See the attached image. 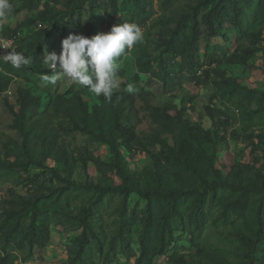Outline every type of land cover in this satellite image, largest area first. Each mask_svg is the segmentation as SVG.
I'll return each mask as SVG.
<instances>
[{"label":"rangeland","instance_id":"rangeland-1","mask_svg":"<svg viewBox=\"0 0 264 264\" xmlns=\"http://www.w3.org/2000/svg\"><path fill=\"white\" fill-rule=\"evenodd\" d=\"M75 1L59 0L55 6V14H57L55 18L47 22L33 23L32 21L45 9L46 0H43L39 10H26L23 8L22 0H11L13 12L6 20L0 22L3 24L0 35L5 31V27L18 30L17 37L20 38L18 44L29 53V57L31 53L28 49L32 50L31 45L39 41L44 42L40 56L42 65L46 69L45 74L50 75L51 69L44 64L45 55L53 51L59 54L61 41L68 35H84L89 25L90 14L93 17L96 34L108 32L113 25H118V21L136 24L132 19L140 20L136 25L144 33V42L127 49L123 57L117 61L121 75L115 77L114 91L131 94V99L134 101L131 111L132 121L138 136L147 141V153H144L140 146H135L132 153H123L131 171H135L140 178L142 187L150 182V175L153 172L150 154L160 151V148L152 143V136L156 135L158 128L155 123L157 121L152 115L156 114V117L160 115L154 108L166 104H174L178 109L183 108V116L186 120L224 137V141L216 146L215 160V167L222 176H226L235 164H255L259 167L264 163V145L252 154L245 139L246 135L256 137L264 132V110L255 102L247 100L242 92L228 97L217 87L224 75L225 78L235 79L249 90H264V59L261 53L251 55L246 64H235L231 61L235 53L242 52L253 44L255 36L264 37V7L258 4L259 0H251V4L241 3L238 25L230 19L234 14L232 7L227 6L223 9L222 13L226 19L223 33L226 39L222 36L208 37L205 27L201 26L199 60L204 66L197 70L196 75L200 78L197 83L188 79L190 76L187 67L181 69L182 67L177 63L180 61L179 58L161 52L162 36L159 22L162 17L186 11L189 5L197 0H173L167 6L163 4L164 0H146V12L141 17L138 16L139 9L134 6L132 0H116L118 12L114 16L116 22L113 24H111L112 16L108 0H93L91 4L93 9L90 3L83 2L74 11L73 16L67 15L66 12ZM44 34L47 35V40L43 38ZM256 44H260V40H257ZM160 53L162 65L170 64V72L167 74L159 65ZM138 59L144 62L150 60L157 75L155 76L152 71L139 72L136 64ZM211 60L215 61L212 66L207 65ZM1 74L0 77L4 75ZM11 75L14 76L12 84L0 94V157L7 163L25 159L22 137L11 127L14 116L8 105L18 111V92L22 88L29 89L39 100V115L35 121L46 122L47 130L52 131L51 134L56 136L54 142L56 146L66 148L73 167L71 180L75 185H68L62 180L63 177L59 179L49 170L36 166L31 167L28 173L16 171L12 173L0 167V215L6 206H9L8 202L18 195L32 201L38 200L39 219L47 216L50 220V237L43 247L31 248L27 245L22 248L18 244L30 223L31 219L28 217L24 220L23 232L17 236L16 241H9L4 250L16 256L14 264L68 263L73 257L75 238L82 230L79 221L82 208L90 207L94 212L91 220L103 248L102 253H99L94 243L84 264H135V258H127L123 253V245L118 238H115L119 224L117 209L120 195L106 193L98 201L97 194L93 190L83 187L86 181L96 178L98 174L91 162H88L87 173L84 174L79 158L98 157L107 162L110 154L108 147L100 144L91 135L71 131V121L65 114L72 112V95L67 94L72 85L63 79L54 85L43 83L41 74L35 70L33 64ZM129 84L134 88L132 93L126 91ZM75 89L90 105L98 103V97L87 87L76 85ZM207 107L217 111L216 115L218 112L223 113L217 115L222 123L217 120L213 125L206 116ZM170 114L174 116L176 113L171 111ZM73 116L78 117L77 114ZM160 137L169 145H173L169 135L160 134ZM39 150L38 148V152ZM254 156L258 159L254 160ZM45 166L54 167L62 176H66V173H63V166L56 165L52 161H46ZM109 178L108 184L112 186L121 184L116 175L110 174ZM259 198L263 199L262 196ZM259 204L261 205V200ZM153 205L155 206L153 243L158 245L162 239L163 245L168 244L169 241L171 243L167 246L165 255H155L151 258V264H174L181 256L190 262L193 261V264H200L199 249L207 247L221 250L231 264L252 263L247 248L239 239V233L245 230V219L255 225L253 223L257 218L255 212L248 211L245 216L232 212L228 217H224L220 207L211 203L204 207L203 222L201 228L196 231L189 218L192 203L190 200H185L179 203L178 215L172 220L170 229L164 230L162 221L165 202L157 201ZM145 209L146 202L139 196L129 197V215L131 212L138 213ZM262 209L264 213V204ZM141 233L142 225L140 220H137L128 241L137 257L140 254ZM4 250L0 247V253Z\"/></svg>","mask_w":264,"mask_h":264},{"label":"trees","instance_id":"trees-1","mask_svg":"<svg viewBox=\"0 0 264 264\" xmlns=\"http://www.w3.org/2000/svg\"><path fill=\"white\" fill-rule=\"evenodd\" d=\"M134 6L139 9L138 16L146 12V0H132ZM173 0H164L165 6ZM23 8L26 10H39L43 0H22ZM45 9L40 12L38 17L32 22H47L55 18V6L59 0H46ZM83 2L90 3L93 0H76L66 12L67 15L73 16ZM111 10V24L115 21V14L118 12L116 0H108ZM241 3L251 4V0H197L194 4L189 5L186 11L176 15H168L159 19L161 24V52L173 55L180 59L178 65L181 69L187 67V73L191 82H199L196 75L197 70L204 65L199 60V39L202 34L201 26L206 29V35L222 36L225 18L223 9L231 6L233 17L230 18L236 25L239 24L241 16ZM264 7V0L258 3ZM89 25L84 36L90 38L96 34V27L90 14ZM133 22L139 24L140 20ZM127 23V21H118V25ZM18 30H11L5 27V31L0 35L4 38L16 39L19 52L29 57V53L20 47ZM43 38L47 40V35ZM260 40V44H256ZM42 41L35 43L31 53L32 64L39 74H45L46 69L42 65L41 50ZM125 52L118 58L123 57ZM261 53L264 59V37H254L253 44L246 50L235 53L231 60L235 64H246L247 59L255 54ZM159 65L161 70L166 74L170 72V64L162 65V54H159ZM175 62V61H173ZM214 60L207 65L212 66ZM137 68L139 72H153L150 60L143 61L138 59ZM13 68L11 65L0 62V94H3L12 84L14 76L11 74L22 70ZM164 67V68H163ZM121 71L117 69L116 76H120ZM219 80L217 87L220 92L228 97H233L238 92H242L245 98L255 102L258 107L264 110V90H249L241 86L233 78H225L224 75ZM72 85L67 94L72 95V112L66 113V118L71 121L73 132H81L91 135L100 144L108 147L110 159L105 162L98 157H88L80 159L81 168L84 174L87 173V164H94L97 177L86 181L83 187L93 190L97 194V200L100 201L106 193L120 195V204L117 209L119 224L116 229L115 238H118L123 245V253L127 258H135V264H151V258L155 255H165L167 246L163 245L162 240L158 245L153 243L154 231V202L163 201L166 207L163 211L162 226L164 230H169L172 220L178 215V206L181 201L190 200L192 209L190 221L198 231L204 218V207L208 204H216L222 210L224 217H228L234 212L245 216V213L255 212V225L245 219L243 231L239 233L241 243L247 248L252 263L264 264V213L262 204H264V163L259 167L255 164H235L231 167L226 176L215 167L216 146L224 141V137L205 130L201 125L193 124L184 118V109H178L174 104H166L160 108H154L160 113L152 115L156 119L157 133L152 136V143L160 148L155 154H150L153 172L150 175V182L143 185L135 171H131L124 154L132 153L135 146H140L144 153H147V144L143 138H140L136 132L135 124L132 121V107L134 101L131 94L123 91H114L112 101L106 103L102 96L98 97V103L90 105L83 100L82 95ZM62 97V96H61ZM17 103L19 110L8 105L10 112L13 114V124L11 127L16 130L22 137V148L25 159H18L14 162H4L0 157V167L8 169L10 172L28 173L31 167L49 170L53 176L64 180L68 185H75L71 180L73 167L70 163L69 154L65 147L56 146V136L47 130L46 122L35 121L39 115V100L32 95L29 89L22 88L18 92ZM59 110H56V112ZM64 111V110H63ZM171 111L175 112L171 116ZM207 107L206 116L213 123L222 120L217 117L223 113ZM77 114L78 117H74ZM218 118V119H217ZM135 122V121H134ZM160 134L170 136L173 145L161 140ZM256 138V142L254 139ZM251 153L255 154L261 145H264V132L257 135H246ZM38 148L40 149L38 152ZM1 152V151H0ZM124 153V154H123ZM38 155V157H37ZM258 157L254 156V160ZM46 161H52L56 165L63 166L62 176L56 168H47ZM258 161V160H257ZM110 174L116 175L121 184L112 186L108 184ZM61 176V177H60ZM212 177V179H211ZM131 195L139 196L146 202V209L142 212L128 211V200ZM262 196L263 199H260ZM261 200V205L259 201ZM2 215H0V247L6 248L9 241H16L18 235L23 232L24 220L30 218V223L24 233V237L18 242L20 247L24 248L30 245L31 248L43 247L50 237V220L49 217L39 219L38 200L32 201L23 196L15 195L12 201L8 202ZM94 215L92 208H82L79 216L81 232L76 236V246L73 251V257L69 262L63 264H84L85 259L89 257L93 244L96 249L102 253V244L97 231L93 226L91 217ZM137 220L142 225V233L139 236L140 254L137 257L129 246V236L132 227ZM170 234V233H169ZM15 255L3 251L0 253V264H14ZM199 263L203 264H231L228 258L221 250L207 247L199 249ZM193 262V261H192ZM184 256L175 260L174 264H193ZM251 263V264H252Z\"/></svg>","mask_w":264,"mask_h":264},{"label":"clouds","instance_id":"clouds-1","mask_svg":"<svg viewBox=\"0 0 264 264\" xmlns=\"http://www.w3.org/2000/svg\"><path fill=\"white\" fill-rule=\"evenodd\" d=\"M13 12L11 0H0V22L6 20ZM3 24L0 23V28ZM1 37V36H0ZM144 42V33L134 23L113 25L106 33H98L90 38L82 34H70L61 41V51L47 53L44 64L51 69V74H41L45 84H56L61 79L69 85L87 87L95 96L104 98L106 103L112 101L118 58L126 49ZM0 49H10L0 45ZM0 62L20 69L32 64V57L14 49L0 55ZM126 91L132 93L131 84Z\"/></svg>","mask_w":264,"mask_h":264},{"label":"built area","instance_id":"built-area-1","mask_svg":"<svg viewBox=\"0 0 264 264\" xmlns=\"http://www.w3.org/2000/svg\"><path fill=\"white\" fill-rule=\"evenodd\" d=\"M16 39L4 38L0 37V45H8L10 49H0V55L6 54L7 52L14 49L15 51L19 52L18 46L16 45Z\"/></svg>","mask_w":264,"mask_h":264}]
</instances>
